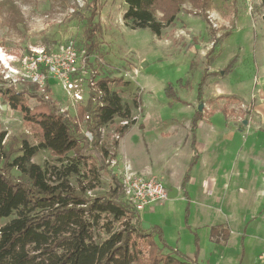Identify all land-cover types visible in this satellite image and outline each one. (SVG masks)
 Instances as JSON below:
<instances>
[{
    "label": "rangeland",
    "instance_id": "374dc122",
    "mask_svg": "<svg viewBox=\"0 0 264 264\" xmlns=\"http://www.w3.org/2000/svg\"><path fill=\"white\" fill-rule=\"evenodd\" d=\"M2 1L13 2L23 18L9 24L8 14L0 15V131L7 133L6 146L23 136L33 145L40 140L22 114L3 99V91L11 85L27 89V81L38 79L43 83L40 88L47 83L56 106L75 117L78 107L89 99L93 83L106 76H125L128 84L118 91L132 117H115L103 129V150L112 157L108 169L101 171L99 191L121 184L122 173L133 171L158 178L170 192L180 185L183 166L189 167L186 162L198 149L186 187L188 196L182 193L141 211L142 228L158 226L170 248L201 264H264V226L256 228L245 221L264 211V113L257 115L252 108L261 98L264 75V22L261 12L254 10L260 0L252 4L213 0L207 15L217 18V26L204 15L190 12L196 10L186 0L184 11L159 38L149 29L125 26L123 0H98L94 22L99 51L89 58L85 31L93 0ZM38 93L48 94L42 89ZM29 105H37L36 99L30 98ZM203 105L207 117L194 135L191 122ZM126 123L129 130L121 135L117 129ZM198 143L206 148L207 160L224 153L226 159L228 155L239 158L242 175H233L236 185L234 179L228 189V176H223L218 188L222 191L202 193V176H221L212 163L201 164L203 147ZM33 160L44 168L68 163L48 150L38 151ZM93 163L99 165L96 160ZM72 182L77 184L75 177ZM225 222L232 231L228 244L212 242L210 226ZM99 236L102 239L105 234ZM164 252L170 251L165 248Z\"/></svg>",
    "mask_w": 264,
    "mask_h": 264
},
{
    "label": "trees",
    "instance_id": "16d2710c",
    "mask_svg": "<svg viewBox=\"0 0 264 264\" xmlns=\"http://www.w3.org/2000/svg\"><path fill=\"white\" fill-rule=\"evenodd\" d=\"M97 2L92 1L91 15L86 18L87 58L99 51L94 22ZM185 2L123 0V21L129 29H149L159 38L184 11ZM189 2L196 10L190 12L204 15L205 20L209 18L207 11L213 0ZM254 10L261 12L264 22V0L254 4ZM4 13L9 16V24L23 21L11 1L0 0V15ZM227 35L222 34L215 43ZM212 50L206 54L208 59ZM27 82V89L11 85L2 93L5 102L22 114L23 122L40 134V140L33 145L23 136L21 141L13 138L6 146L7 133L0 131V221L11 218L0 224V264H201L170 248L158 226L151 230L142 228L141 211L128 201L118 179L113 177L118 185L99 191L101 171L108 169L107 161L112 157L103 150V129L115 117H132L131 108L123 103L118 91L128 84L126 77L98 79L75 117L56 106L47 83L40 88L35 81ZM41 89L48 94H39ZM30 98L36 99L37 105L31 107ZM204 110L203 105L191 122L194 135L207 117ZM224 111L228 115L226 105ZM128 130L129 124L117 129L121 135ZM193 143L195 146V138ZM41 150L68 163L44 168L33 160ZM194 151L183 180L185 196L191 169L199 158L198 149ZM70 153L73 157L68 156ZM72 177L76 178V185ZM102 233L105 237L101 239ZM231 233L228 224L210 228L211 241L218 244H228ZM165 248L170 252L165 253Z\"/></svg>",
    "mask_w": 264,
    "mask_h": 264
},
{
    "label": "crops",
    "instance_id": "0c3cea01",
    "mask_svg": "<svg viewBox=\"0 0 264 264\" xmlns=\"http://www.w3.org/2000/svg\"><path fill=\"white\" fill-rule=\"evenodd\" d=\"M264 43V42H263ZM263 68V72H264V67ZM259 93H261V98H257V102H255V104L253 105V111H255V113L257 115H259L260 113H264V75L262 76V80H261V84L259 87ZM256 99V98H255ZM259 101V103H258ZM252 106V105H251ZM199 147H203L202 145H200V143H198ZM204 153V154H203ZM206 153V148L203 147V151H202V156L200 155V159L199 161H201L202 165H206V161L208 163H212L213 167L216 168V170L219 171V175L221 176L218 179V176H216L215 174H211L208 173L205 176H202V180H200V186H201V190L202 193L204 194V192H206L207 194H216V191H222L223 189H218L220 182L224 181L223 176L228 178V185L227 188L231 185L232 181L235 179L234 183L236 185V178H233L234 174H237L238 177L240 178L242 175V167L240 166V161L239 158L233 159L230 155H228V159H226V156L224 154H220V155H216L214 154V156H209L210 158L207 160V157L205 155ZM192 156V155H191ZM189 159V157L187 158ZM248 160H246L247 162ZM245 162V163H246ZM186 163H190V161L187 160ZM243 164V161H242ZM188 170V166H186V164L183 166V172L181 175V180H180V185L178 187H175L176 189H178V195L177 197H179L182 193H184V189H183V180H184V176ZM244 170V169H243ZM133 172V171H132ZM134 173V172H133ZM247 173V171H246ZM262 173H263V184H264V168L262 169ZM231 174V175H230ZM246 176V175H245ZM233 178V179H232ZM196 178H192V182H195ZM239 180V179H238ZM198 183V181H197ZM230 188V187H229ZM228 188V189H229ZM240 188V187H239ZM263 192H264V187H263ZM156 204L150 205L148 207L154 206ZM147 207V208H148ZM252 216H248L245 218L246 223L249 225L253 224L254 227L256 228H260L262 226H264V211L261 212L260 214H258L257 216H253V220L251 219ZM219 224H228V222L225 223H218V224H213L210 226V228L214 225H219ZM230 227V226H229Z\"/></svg>",
    "mask_w": 264,
    "mask_h": 264
},
{
    "label": "built area",
    "instance_id": "2783aa9c",
    "mask_svg": "<svg viewBox=\"0 0 264 264\" xmlns=\"http://www.w3.org/2000/svg\"><path fill=\"white\" fill-rule=\"evenodd\" d=\"M246 2L252 4L254 0H246ZM209 18L217 26L215 22L217 18L213 14H210ZM51 70L52 73L57 71L54 66L51 67ZM8 79H12L11 75L8 76ZM32 81L39 83L40 86L43 85L38 79ZM122 174L121 184L126 198L138 211H143L153 204L163 203L169 198L168 188L158 178L137 176L132 171H126Z\"/></svg>",
    "mask_w": 264,
    "mask_h": 264
},
{
    "label": "water",
    "instance_id": "95a60500",
    "mask_svg": "<svg viewBox=\"0 0 264 264\" xmlns=\"http://www.w3.org/2000/svg\"><path fill=\"white\" fill-rule=\"evenodd\" d=\"M200 109H202V106L200 107ZM247 122V121H246ZM178 195V189L173 188L170 192H169V198H175Z\"/></svg>",
    "mask_w": 264,
    "mask_h": 264
}]
</instances>
